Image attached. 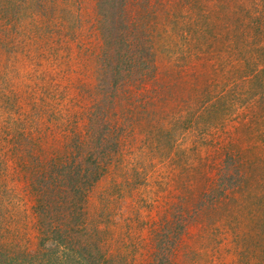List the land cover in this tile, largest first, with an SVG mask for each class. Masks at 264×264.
I'll use <instances>...</instances> for the list:
<instances>
[{"label": "rangeland", "instance_id": "1", "mask_svg": "<svg viewBox=\"0 0 264 264\" xmlns=\"http://www.w3.org/2000/svg\"><path fill=\"white\" fill-rule=\"evenodd\" d=\"M124 1L102 71L96 0H0V264H264V0ZM78 161L55 245L35 189Z\"/></svg>", "mask_w": 264, "mask_h": 264}, {"label": "trees", "instance_id": "2", "mask_svg": "<svg viewBox=\"0 0 264 264\" xmlns=\"http://www.w3.org/2000/svg\"><path fill=\"white\" fill-rule=\"evenodd\" d=\"M124 4V0H96V9L98 15L97 28L103 41L102 51L110 58L107 59L106 63L103 61L102 71H116L121 57L119 43H121V38L124 35L128 33H131L134 36L139 35V27H137L138 24H132V22H130V17L125 12L126 8L124 7ZM109 7H111L110 11ZM124 21L126 22V26L122 27L120 23H123ZM105 56L106 55H104V57ZM137 57H139L138 53L136 56L134 55L133 57H129V60L132 61L133 65H137L139 63V59ZM144 59L146 63H148L151 58L146 57ZM107 66L109 68H107ZM78 165L79 171L76 170V172L79 173L76 174L75 172L73 176H69V179L67 178L66 183L61 182L64 184L63 189L66 193V199L60 200V206L52 204L51 202L55 199L54 195L56 194L57 190H62L55 183V180H61L62 178H65L62 173L60 174L58 171H56L55 175H57V178L55 175L54 177H47L48 175H45L43 185L46 186L47 181L49 180L52 184L49 183L46 189H43L44 187L42 186L39 189H35L37 191L35 193L37 204L34 206V209L37 212L38 223L43 228H45V231L47 233L49 232L50 235L47 236L46 233L42 231L41 232L44 235V238H50L47 240H50L51 242L53 241L55 245H59L62 242L61 236L70 239V236L73 233L76 234L83 228H80L77 225L80 221L79 215L77 214V211L81 210V204L79 203L86 200L87 188H89L100 175V171H98L97 174L95 169H88L79 161ZM59 176L61 179H59ZM45 178H47V181H45ZM71 179H73V181H71ZM56 200L57 199H55V201ZM54 208H59L58 211L61 210L60 212H62L58 214V219L55 217L53 218L52 215L49 214V212H54ZM55 235L58 236L59 239L51 238Z\"/></svg>", "mask_w": 264, "mask_h": 264}]
</instances>
